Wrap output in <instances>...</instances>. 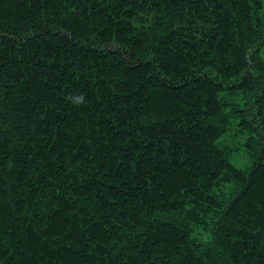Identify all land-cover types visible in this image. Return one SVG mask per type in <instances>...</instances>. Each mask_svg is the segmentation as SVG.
<instances>
[{
    "label": "trees",
    "instance_id": "1",
    "mask_svg": "<svg viewBox=\"0 0 264 264\" xmlns=\"http://www.w3.org/2000/svg\"><path fill=\"white\" fill-rule=\"evenodd\" d=\"M263 10L0 0V264H264Z\"/></svg>",
    "mask_w": 264,
    "mask_h": 264
},
{
    "label": "rangeland",
    "instance_id": "2",
    "mask_svg": "<svg viewBox=\"0 0 264 264\" xmlns=\"http://www.w3.org/2000/svg\"><path fill=\"white\" fill-rule=\"evenodd\" d=\"M225 139L227 140V142L232 144H239L238 142H240L237 151L234 152V154L231 157V162L239 168H246L247 166H249L250 164L249 158L247 156V153L245 152L244 146L241 145V142L244 141V135L243 136L237 135L235 133V127L232 126L231 129L227 132ZM200 231L202 233H200ZM196 234L200 236L204 241H208L210 238V234L202 230H197Z\"/></svg>",
    "mask_w": 264,
    "mask_h": 264
}]
</instances>
